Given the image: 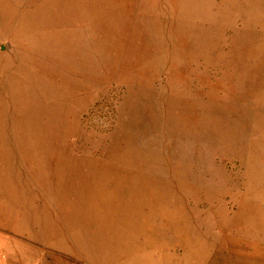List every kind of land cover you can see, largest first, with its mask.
<instances>
[{
  "label": "rangeland",
  "instance_id": "1",
  "mask_svg": "<svg viewBox=\"0 0 264 264\" xmlns=\"http://www.w3.org/2000/svg\"><path fill=\"white\" fill-rule=\"evenodd\" d=\"M0 264H264V0H0Z\"/></svg>",
  "mask_w": 264,
  "mask_h": 264
},
{
  "label": "bare ground",
  "instance_id": "2",
  "mask_svg": "<svg viewBox=\"0 0 264 264\" xmlns=\"http://www.w3.org/2000/svg\"><path fill=\"white\" fill-rule=\"evenodd\" d=\"M72 61V60H71ZM65 63H67V62H65ZM69 64V63H68ZM74 65V64H73ZM71 67V66H70ZM72 75V74H71ZM225 111V110H224ZM214 113V112H213ZM222 114V113H221ZM219 116V115H218ZM229 116V115H228ZM221 117V116H220ZM226 117V116H225ZM224 117V118H225ZM229 118V117H228ZM233 118V117H232ZM177 119V118H176ZM237 119V118H236ZM208 120H206V122H207ZM209 121H210V119H209ZM232 123V122H231ZM194 125V124H193ZM205 125V124H204ZM214 126H215V124H213ZM190 126V125H189ZM195 126V125H194ZM214 126H212V127H214ZM224 126H225V124H224ZM228 126V125H227ZM193 127V126H192ZM207 127H210V126H207ZM216 127V126H215ZM219 128V127H218ZM216 129V128H215ZM179 130V129H178ZM208 130V129H207ZM213 130V129H212ZM184 131V130H183ZM193 131V130H192ZM209 131V130H208ZM219 132V131H218ZM207 133V132H206ZM170 134H171V132H170ZM199 134V133H198ZM183 135V134H182ZM212 135V134H211ZM171 136V135H170ZM181 136V135H180ZM208 136H209V134H208ZM209 144V143H208ZM207 144V145H208ZM214 150H216V149H214ZM202 152V151H201ZM207 160H208V158H207ZM192 162V161H191ZM205 162V161H204ZM193 169V168H192Z\"/></svg>",
  "mask_w": 264,
  "mask_h": 264
}]
</instances>
